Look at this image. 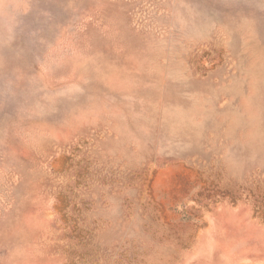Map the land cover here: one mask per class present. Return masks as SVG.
I'll return each mask as SVG.
<instances>
[{
	"label": "rangeland",
	"instance_id": "rangeland-1",
	"mask_svg": "<svg viewBox=\"0 0 264 264\" xmlns=\"http://www.w3.org/2000/svg\"><path fill=\"white\" fill-rule=\"evenodd\" d=\"M0 264H264V0H0Z\"/></svg>",
	"mask_w": 264,
	"mask_h": 264
}]
</instances>
